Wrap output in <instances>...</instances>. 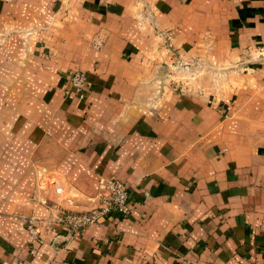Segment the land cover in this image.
Wrapping results in <instances>:
<instances>
[{"label": "crops", "instance_id": "obj_1", "mask_svg": "<svg viewBox=\"0 0 264 264\" xmlns=\"http://www.w3.org/2000/svg\"><path fill=\"white\" fill-rule=\"evenodd\" d=\"M260 48L264 0H0V264H264Z\"/></svg>", "mask_w": 264, "mask_h": 264}, {"label": "built area", "instance_id": "obj_2", "mask_svg": "<svg viewBox=\"0 0 264 264\" xmlns=\"http://www.w3.org/2000/svg\"><path fill=\"white\" fill-rule=\"evenodd\" d=\"M93 44L95 48L101 47L103 44L102 38L97 37ZM260 51L263 52L264 48H260ZM70 76L73 92L79 98L83 99L85 97L87 73L84 70H73ZM174 89L180 93H184L187 91L188 86L180 84L174 86ZM99 197L100 204L89 211L61 212L58 217L59 222H61L69 232L76 234L83 228L100 222V220L107 215L116 214L119 216H126L131 211L129 190L127 186L117 178L101 180ZM27 229L29 231L30 240H33L38 233L35 219H29ZM13 264H25V262L23 260H18Z\"/></svg>", "mask_w": 264, "mask_h": 264}, {"label": "rangeland", "instance_id": "obj_3", "mask_svg": "<svg viewBox=\"0 0 264 264\" xmlns=\"http://www.w3.org/2000/svg\"><path fill=\"white\" fill-rule=\"evenodd\" d=\"M144 14L145 16H146V18H145V20L144 21H146V19L148 18V11H143V12H137L136 14ZM154 28H155V30L157 31V34L156 35H158L159 34V36H160V34H161V36H162V32L159 30V28L157 27V26H154ZM158 38V37H157ZM161 38H163V37H161ZM95 39V38H94ZM94 39H93V42H94ZM164 39V38H163ZM158 41L161 43V46H163V41L160 39V38H158ZM93 42H92V44H91V46L93 47V48H95L94 47V44H93ZM102 47V46H101ZM169 47H170V45H169ZM100 48V47H99ZM188 64H186V65H184V66H187ZM190 67V66H189ZM188 67V68H189ZM212 74H214V78L215 79H217L218 80V82H220V77H222L223 79H224V75L222 76L221 74H219V73H212ZM219 74V75H218ZM189 72L188 73H186V75H183L182 76V80H188L189 79ZM196 76V75H195ZM198 76V75H197ZM192 77V76H191ZM212 77L213 76H210V78L212 79ZM175 83L174 84H176L178 81H174ZM182 82V81H181ZM173 84V85H174ZM176 86V85H175ZM174 87V86H173ZM188 90V89H187ZM185 93V92H184Z\"/></svg>", "mask_w": 264, "mask_h": 264}]
</instances>
